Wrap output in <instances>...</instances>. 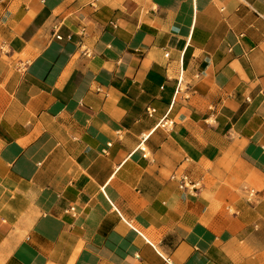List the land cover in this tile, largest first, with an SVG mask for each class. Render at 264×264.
Instances as JSON below:
<instances>
[{
    "label": "crops",
    "instance_id": "crops-1",
    "mask_svg": "<svg viewBox=\"0 0 264 264\" xmlns=\"http://www.w3.org/2000/svg\"><path fill=\"white\" fill-rule=\"evenodd\" d=\"M0 264H264V0H0Z\"/></svg>",
    "mask_w": 264,
    "mask_h": 264
},
{
    "label": "built area",
    "instance_id": "built-area-1",
    "mask_svg": "<svg viewBox=\"0 0 264 264\" xmlns=\"http://www.w3.org/2000/svg\"><path fill=\"white\" fill-rule=\"evenodd\" d=\"M60 39V38H59ZM165 57H169V53H167L166 55H165ZM155 110L154 109H148L147 110V115L149 116V117H152L154 114H155ZM173 121L172 120H170L169 118H168V116L167 115H165L160 121H159V123L157 124V127H159V128H162V129H164V130H172V128H173ZM142 152H145V149H142ZM172 179L173 180H176L178 183H179V187H180V189H182V190H191V191H195V190H197L198 188H197V184L196 183H194V182H192L191 180H190V178L188 177V176H186V175H183V176H180L179 178L176 176V175H174L173 177H172ZM74 211V208H70L69 210H68V212H73ZM168 261H169V259H167V260H165V262L166 263H168Z\"/></svg>",
    "mask_w": 264,
    "mask_h": 264
}]
</instances>
